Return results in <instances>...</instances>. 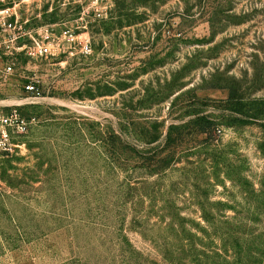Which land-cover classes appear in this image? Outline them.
Returning <instances> with one entry per match:
<instances>
[{"label": "rangeland", "instance_id": "obj_1", "mask_svg": "<svg viewBox=\"0 0 264 264\" xmlns=\"http://www.w3.org/2000/svg\"><path fill=\"white\" fill-rule=\"evenodd\" d=\"M14 1L56 54L0 79L25 122L0 151V264H170L183 226L200 237L198 200L264 234V0ZM198 114L213 140L172 132L179 162L154 167Z\"/></svg>", "mask_w": 264, "mask_h": 264}, {"label": "trees", "instance_id": "obj_2", "mask_svg": "<svg viewBox=\"0 0 264 264\" xmlns=\"http://www.w3.org/2000/svg\"><path fill=\"white\" fill-rule=\"evenodd\" d=\"M233 97L234 90L230 88L227 100H231ZM184 128H189L193 134H202L201 142L203 143H208L214 138V123L203 114L196 115L184 126H167L168 132L164 136V145L168 147V150H165V154L161 158H158V154L155 155L154 167L161 169L179 162V156H175V152L171 149L177 141L171 138V133L174 132L176 136H179ZM155 130L152 140L159 136L158 129ZM186 161L192 165L194 163ZM189 170L182 168L181 179L185 177ZM196 204L200 209L201 215L200 221H197L196 226L193 228L200 233V237L191 233L189 231L190 228L186 229L183 226L182 239L185 240L188 254H173L166 250L162 252L165 260L170 264H204L206 261L202 258L204 253L196 249L201 247L203 251L208 250V253H212L214 259H217L221 264H225V262L227 264H256L259 262L264 264V234L256 233L252 229L255 219H240L234 216H227L224 214L225 210L233 207V205L230 206L223 201L210 203L198 200ZM172 221L173 219H171ZM215 240H217V243Z\"/></svg>", "mask_w": 264, "mask_h": 264}, {"label": "built area", "instance_id": "obj_3", "mask_svg": "<svg viewBox=\"0 0 264 264\" xmlns=\"http://www.w3.org/2000/svg\"><path fill=\"white\" fill-rule=\"evenodd\" d=\"M10 2V5L0 9V79L6 78L13 72L11 56H17L19 53L31 57L56 54L51 41L44 42L42 38L38 39L32 36V30L26 27V20L21 17L19 12V2L14 0ZM38 30L44 31L45 37L49 38L46 27H40ZM38 35L42 37L39 33ZM68 36L71 37V34L68 33ZM23 89L27 93L38 95L33 80H28L23 85ZM24 125L25 122L15 108L0 111V151L9 149L12 132L14 129L22 130Z\"/></svg>", "mask_w": 264, "mask_h": 264}]
</instances>
